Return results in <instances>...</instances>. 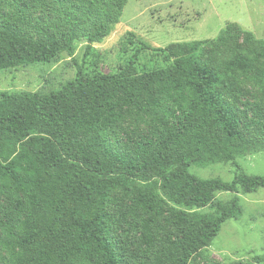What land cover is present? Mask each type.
Here are the masks:
<instances>
[{
	"label": "trees",
	"instance_id": "obj_1",
	"mask_svg": "<svg viewBox=\"0 0 264 264\" xmlns=\"http://www.w3.org/2000/svg\"><path fill=\"white\" fill-rule=\"evenodd\" d=\"M125 2L0 0V69L72 55L79 38L89 48ZM156 50L171 64L137 74L135 54L115 74L79 69L57 91H0V264H189L236 206L198 210L264 186V175L189 171L264 150V102L241 100L251 85L264 99V40L227 25Z\"/></svg>",
	"mask_w": 264,
	"mask_h": 264
},
{
	"label": "rangeland",
	"instance_id": "obj_2",
	"mask_svg": "<svg viewBox=\"0 0 264 264\" xmlns=\"http://www.w3.org/2000/svg\"><path fill=\"white\" fill-rule=\"evenodd\" d=\"M227 25H237L253 38L264 40V0H126L117 22L99 42L87 48L86 39L79 38L74 41L72 55L62 51L53 61L0 69V91H57L74 79L79 69L86 76L115 74L135 54L137 74L164 68L171 61L156 49L172 43L214 39ZM238 42L245 44L243 34ZM143 45L150 49L142 48ZM259 88L248 86L249 92L241 100L262 105ZM188 101L182 104L185 106ZM241 109L253 115L252 109ZM10 150L8 145L3 146L5 155ZM189 171L202 179L227 182L238 172L264 175V150L236 155L234 162L213 154L210 160L191 164ZM232 204L236 206L235 215L221 225L217 236L189 264H264V186L250 191L240 189L237 193L217 192L212 203L198 211L213 216Z\"/></svg>",
	"mask_w": 264,
	"mask_h": 264
}]
</instances>
